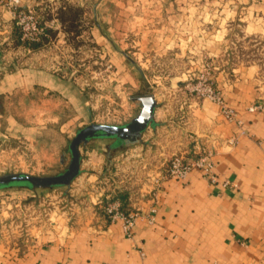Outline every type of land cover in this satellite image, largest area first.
Masks as SVG:
<instances>
[{"label": "rangeland", "instance_id": "374dc122", "mask_svg": "<svg viewBox=\"0 0 264 264\" xmlns=\"http://www.w3.org/2000/svg\"><path fill=\"white\" fill-rule=\"evenodd\" d=\"M0 5L13 20L6 28L10 41L0 43V78L2 70L28 72L25 85L0 98V133L6 135L0 136V175L64 171L79 129L90 122L131 121L141 109L133 99L140 94L156 97L159 121L192 100L217 104L225 117L221 104L202 95L208 85L237 113L235 121L225 117L231 123L241 127V113L264 112V97L239 109L221 85L234 69L252 66L256 89L264 95V0H0ZM56 77L75 92L60 88ZM259 105L263 108L250 109ZM147 129L142 142L149 139ZM201 139L203 146L211 145ZM142 142L123 156L119 147L109 152L110 138L81 145L82 170L69 186L0 188V247L19 244L55 221L80 224L92 211L106 214L92 196L110 191L112 181L131 199L146 196L162 169L150 164L153 148Z\"/></svg>", "mask_w": 264, "mask_h": 264}, {"label": "crops", "instance_id": "0c3cea01", "mask_svg": "<svg viewBox=\"0 0 264 264\" xmlns=\"http://www.w3.org/2000/svg\"><path fill=\"white\" fill-rule=\"evenodd\" d=\"M5 8L0 5V43L11 39L6 28L13 20ZM1 74L0 98L28 79L22 68ZM254 75L252 66H243L221 81L227 99L239 109L264 97L256 89ZM185 104L178 105L186 107L181 109L184 114L179 111L165 121L156 119L157 107L154 126L148 127L149 139L143 141L153 148L150 164L157 163L156 168L163 171L171 154L191 156L194 140L205 138L215 151L218 183L194 169L185 180H164L156 198L151 189L135 200L123 193L118 180L112 181L110 191L93 194L96 207L105 210L107 203L119 201L125 211L148 214L156 206L155 222L139 218L130 238L120 221L95 211L80 224L55 221L19 244L1 246L0 264H264V112L241 113L244 124L240 127L229 122L211 101ZM188 132L193 133L192 140ZM129 148L117 150L123 156ZM92 152L97 153L94 148ZM224 179L231 186H223Z\"/></svg>", "mask_w": 264, "mask_h": 264}, {"label": "water", "instance_id": "95a60500", "mask_svg": "<svg viewBox=\"0 0 264 264\" xmlns=\"http://www.w3.org/2000/svg\"><path fill=\"white\" fill-rule=\"evenodd\" d=\"M55 79L62 87L75 92L74 86L68 81L58 77ZM133 99L140 101L141 109L131 121L124 124L90 122L79 129L69 143L71 161L64 171L53 175H36L25 172L5 173L0 175V188L16 185L34 189L69 186L82 170L81 145L88 144L91 139L110 138L113 140L109 147L110 152L118 147H131L140 143L144 131L153 125L158 102L156 97L150 93L136 95Z\"/></svg>", "mask_w": 264, "mask_h": 264}, {"label": "built area", "instance_id": "2783aa9c", "mask_svg": "<svg viewBox=\"0 0 264 264\" xmlns=\"http://www.w3.org/2000/svg\"><path fill=\"white\" fill-rule=\"evenodd\" d=\"M202 95L218 102L222 106V111L225 117L229 121H235L237 118V113L227 106L223 97L215 91V89L208 85V87L203 90ZM263 108L262 105L252 106L251 110H256ZM241 122V121H239ZM195 145L192 149L191 156H185L184 154H175L167 164V167L158 174L155 178V184L151 190L154 192V198H156V193L161 186L162 182L166 179H178L185 180L188 174L194 170H200L204 177L208 178L211 183H218L220 181V176L215 170V160L214 148L211 146H203L200 144V140H194ZM223 186H231V181L224 179L222 181ZM105 211L108 218L111 221H120L125 234L128 237L133 236L134 226L139 218L146 217L150 223H154L156 219L157 208L156 206H151L148 214H144L142 210L135 211H125L119 201H112L105 205Z\"/></svg>", "mask_w": 264, "mask_h": 264}, {"label": "trees", "instance_id": "16d2710c", "mask_svg": "<svg viewBox=\"0 0 264 264\" xmlns=\"http://www.w3.org/2000/svg\"><path fill=\"white\" fill-rule=\"evenodd\" d=\"M122 208L124 209V207L122 206Z\"/></svg>", "mask_w": 264, "mask_h": 264}]
</instances>
